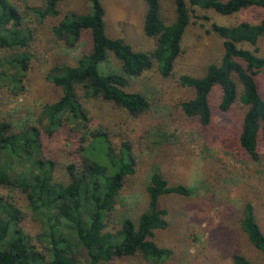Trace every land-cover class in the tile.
Returning <instances> with one entry per match:
<instances>
[{
	"label": "trees",
	"instance_id": "trees-1",
	"mask_svg": "<svg viewBox=\"0 0 264 264\" xmlns=\"http://www.w3.org/2000/svg\"><path fill=\"white\" fill-rule=\"evenodd\" d=\"M62 1L45 0L43 7L29 10L40 20L57 17ZM88 1L89 12H68L52 28L54 36L71 48L78 46L85 32L92 38L91 50L76 64H56L46 74L47 81L62 88L60 98L41 107L35 124L25 122L16 128L11 121H0V187L24 193L29 210L42 226L37 246L21 228L23 211L0 195V264H45L47 256L50 264H115L138 255L154 264L168 260L172 249L155 240L156 230L169 224L161 199L168 194L190 196L194 190L184 184L171 185L157 170L149 177L147 208L136 220L120 212L122 190L136 172L133 143L124 140L117 146L107 127L94 125L90 103L102 99L132 118L141 117L151 104L143 92L128 90L131 79L155 64L164 76L172 75L194 7L212 8L222 15L264 10V0H172L176 15L167 23L161 0H145L143 29L155 40V47L144 51L135 50L124 38L110 37L102 0ZM24 20L23 10L0 0L1 49L30 44L31 32L22 27ZM211 30L223 38V57L209 64L202 76L180 77L183 85L195 90V96L182 103L183 110L187 117L209 126L214 115L211 96L219 86L221 110L229 111L237 101L246 107L239 141L257 160L264 150V98L256 78L264 68L258 45L264 37V16L258 22H214ZM111 54L120 69L106 66ZM31 58L28 52L11 56L7 62L0 57V82L8 80L7 86L16 93L24 90ZM7 64L13 73H8ZM60 134L71 146L72 160L65 165L67 183L56 180L58 162L47 149L48 141ZM241 227L264 255V232L251 203L244 206ZM233 264L253 263L235 254Z\"/></svg>",
	"mask_w": 264,
	"mask_h": 264
},
{
	"label": "rangeland",
	"instance_id": "rangeland-1",
	"mask_svg": "<svg viewBox=\"0 0 264 264\" xmlns=\"http://www.w3.org/2000/svg\"><path fill=\"white\" fill-rule=\"evenodd\" d=\"M24 11L23 28L31 32L28 46L1 49L2 61L28 52L32 55L24 90L12 91L7 82H0V121L37 123L41 107L58 100L62 88L47 81L46 74L56 64H76L84 52L92 48V38L85 32L77 47L64 45L52 28L66 13H86L88 0H65L59 3L60 14L40 20L29 7H43L45 0H9ZM106 7V32L121 37L135 50H152L155 40L144 33L145 0H102ZM167 23L175 19L172 0H161ZM263 9H248L234 15L194 7L191 22L182 40V53L170 76L161 74L155 64L141 76L131 79L128 90L147 95L151 107L139 118L130 117L112 103L96 99L90 103L92 122L103 125L112 133L117 146L122 141L133 143L137 166L129 176L120 197V212L137 219L147 208V186L154 171H160L171 185L184 184L194 193L190 196L168 194L160 206L168 210L169 224L156 230L155 240L172 249L171 257L161 264H233L235 254H243L253 264H264V255L249 241L241 227L244 206L251 203L264 232V150L259 159L251 158L241 147L239 137L246 107L237 101L229 111L221 110V90L214 87L211 103L212 123L203 126L186 116L182 103L195 96V90L183 85V74L202 76L207 66L219 63L224 54L223 38L211 30L214 22L235 24L243 20L258 22ZM264 56V37L259 40ZM246 47L251 48L250 45ZM8 73L14 69L7 64ZM120 69L113 54L106 63ZM264 98V68L256 76ZM241 89L242 86L239 85ZM239 89V90H240ZM48 150L57 160L55 178L67 183L65 165L72 160L70 143L64 134L48 141ZM0 195L9 197L22 211L21 228L41 245L37 235L42 232L40 221L29 210V202L19 189L0 187ZM45 264H50L47 256ZM115 264H154L141 255L116 260Z\"/></svg>",
	"mask_w": 264,
	"mask_h": 264
}]
</instances>
